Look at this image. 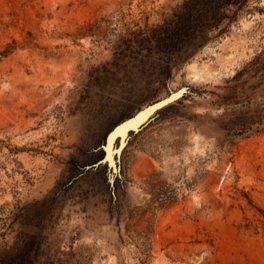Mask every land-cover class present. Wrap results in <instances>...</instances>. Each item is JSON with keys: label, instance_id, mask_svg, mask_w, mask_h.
<instances>
[{"label": "rangeland", "instance_id": "obj_1", "mask_svg": "<svg viewBox=\"0 0 264 264\" xmlns=\"http://www.w3.org/2000/svg\"><path fill=\"white\" fill-rule=\"evenodd\" d=\"M8 47L0 264H264V0H0Z\"/></svg>", "mask_w": 264, "mask_h": 264}, {"label": "water", "instance_id": "obj_2", "mask_svg": "<svg viewBox=\"0 0 264 264\" xmlns=\"http://www.w3.org/2000/svg\"><path fill=\"white\" fill-rule=\"evenodd\" d=\"M186 93H187V89H182L178 92H174L170 96H168L167 98L160 100L154 104H151V105L145 107L144 109L140 110L137 114H135V116H137V117H140L141 113H143L144 115L140 119H138L133 126H131L125 130V134L119 138V149H116L115 147H113V151L105 157L104 161L101 162V166L104 164H107L112 170L117 171L118 163H117L116 159L119 157V155L122 152V151H120L122 146H124V148H125L126 145L128 144L131 135L138 133V132H141L149 123H151L154 120L155 117L158 116V112L160 110H162L163 108L167 107L168 105L176 102L181 97H183ZM149 110H151V111H149ZM131 118H129V119H131ZM126 121H124V122H126ZM117 126H119V125H117ZM109 135H110V133H109ZM113 143L115 144V141H113ZM110 145H112V144H110ZM110 145H108L107 147H110ZM97 168H99V167H97V165L95 164V165L87 168V170H93V169H97Z\"/></svg>", "mask_w": 264, "mask_h": 264}, {"label": "snow or ice", "instance_id": "obj_3", "mask_svg": "<svg viewBox=\"0 0 264 264\" xmlns=\"http://www.w3.org/2000/svg\"><path fill=\"white\" fill-rule=\"evenodd\" d=\"M151 111V110H149ZM144 114L141 113L140 117L133 116L131 119H128L126 122H118V125H113L112 128L109 129V134H106L104 139L98 145H94L93 148L98 149L97 153V161L93 162L96 163L97 167L101 166V162L104 161L105 157L113 151L112 147H107L110 144H113L115 141L114 147L119 149V138L125 134V130L129 127L133 126L138 119H140ZM106 168V165H104ZM105 182H107V178L105 177Z\"/></svg>", "mask_w": 264, "mask_h": 264}, {"label": "trees", "instance_id": "obj_4", "mask_svg": "<svg viewBox=\"0 0 264 264\" xmlns=\"http://www.w3.org/2000/svg\"><path fill=\"white\" fill-rule=\"evenodd\" d=\"M231 4V2H229ZM220 5H225L223 3H221ZM13 50V48L11 47H8L6 48L4 51L0 52V61L3 59V58H6L8 57L10 54H11V51Z\"/></svg>", "mask_w": 264, "mask_h": 264}]
</instances>
